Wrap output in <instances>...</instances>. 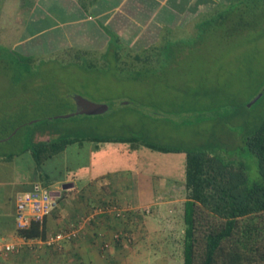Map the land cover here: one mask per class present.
<instances>
[{
    "label": "rangeland",
    "instance_id": "obj_1",
    "mask_svg": "<svg viewBox=\"0 0 264 264\" xmlns=\"http://www.w3.org/2000/svg\"><path fill=\"white\" fill-rule=\"evenodd\" d=\"M26 4L0 0V153L15 152L22 142L31 147L45 142H36L39 135L75 140L42 167L55 189L63 184L56 181L67 176L86 182L85 168L94 162L91 137L136 135L176 147L213 143L225 157L239 159L240 137L264 121V95L253 102L264 88L263 16L244 17L238 9L192 28L159 61L145 60L147 53L135 49L67 53L36 48L34 42H43L45 35L28 36L43 22L25 24L20 12ZM77 97L108 108L98 115L67 117L76 111ZM121 143L106 144L100 153L118 158ZM148 149L168 160L162 161L164 167L184 155ZM117 158L110 164L119 163ZM137 164L133 158L131 165ZM129 233L131 244H147L133 227Z\"/></svg>",
    "mask_w": 264,
    "mask_h": 264
},
{
    "label": "crops",
    "instance_id": "obj_2",
    "mask_svg": "<svg viewBox=\"0 0 264 264\" xmlns=\"http://www.w3.org/2000/svg\"><path fill=\"white\" fill-rule=\"evenodd\" d=\"M233 1L27 0L20 13L26 25L43 22L28 36L35 40L45 35L43 42H34L36 48L67 53L135 49L147 53L144 59L148 60L169 43L188 37L180 34L198 30ZM50 138V134L35 137L36 142ZM89 142L95 152L94 162L85 168L89 171L86 182L63 177L66 179L56 181L63 183L59 189L46 182L42 167L67 147L40 166L32 147L24 142L15 152L0 153V237L18 245L16 251L0 256V264H184L185 206L189 200L186 153L181 152L180 160L173 158L164 167L162 161L168 160L158 159L147 147L118 144L117 158L100 153L114 142ZM114 158L119 163L110 164ZM133 158L141 164L132 166ZM36 183L57 196L56 206L45 219L47 236L82 223L79 237L65 241L59 250L18 234L17 195ZM65 183L74 186L64 189ZM108 204L130 210L123 218L106 212L86 221L94 209ZM132 227L147 244L130 243ZM116 234L121 238L115 239Z\"/></svg>",
    "mask_w": 264,
    "mask_h": 264
},
{
    "label": "trees",
    "instance_id": "obj_3",
    "mask_svg": "<svg viewBox=\"0 0 264 264\" xmlns=\"http://www.w3.org/2000/svg\"><path fill=\"white\" fill-rule=\"evenodd\" d=\"M238 9L244 10V17L263 16L264 20V0H235L203 25ZM175 44L169 43L155 57L161 61L165 49L172 52ZM90 139L130 143L135 149L144 144L164 153H186L189 200L185 206L184 264H264V121L240 137L239 159L225 157L213 143L176 147L147 142L136 135ZM74 141L34 143L32 150L38 165ZM18 234L26 240L48 237L45 221L34 222L30 228L18 230Z\"/></svg>",
    "mask_w": 264,
    "mask_h": 264
},
{
    "label": "built area",
    "instance_id": "obj_4",
    "mask_svg": "<svg viewBox=\"0 0 264 264\" xmlns=\"http://www.w3.org/2000/svg\"><path fill=\"white\" fill-rule=\"evenodd\" d=\"M57 204L56 194L49 188L36 183L34 186L25 190L17 195L16 198V224L19 230L28 229L34 222L43 223L49 213ZM130 208H122L113 206L111 204L100 206L93 210L92 214L86 219V221H92L97 214L110 213L117 218H123L125 212ZM147 213L151 210L147 208ZM85 221V222H86ZM80 226H69L49 235L45 239H37V241L49 248L61 249L65 241L75 240L79 237ZM119 234L115 235V239H120ZM18 249V245L15 242L8 241L3 237H0V256L14 252Z\"/></svg>",
    "mask_w": 264,
    "mask_h": 264
},
{
    "label": "water",
    "instance_id": "obj_5",
    "mask_svg": "<svg viewBox=\"0 0 264 264\" xmlns=\"http://www.w3.org/2000/svg\"><path fill=\"white\" fill-rule=\"evenodd\" d=\"M263 95H264V88L259 93V95L253 100V102L261 98ZM76 102H77L76 111L74 113L67 115V117H71L74 115H98L100 113L105 112L108 108V107H105L103 104L91 102L89 100L84 99L83 97H77ZM73 186H74V183H65L63 188L68 189Z\"/></svg>",
    "mask_w": 264,
    "mask_h": 264
}]
</instances>
